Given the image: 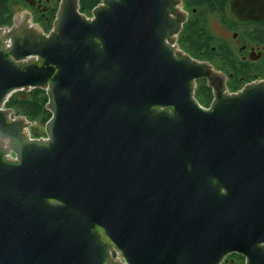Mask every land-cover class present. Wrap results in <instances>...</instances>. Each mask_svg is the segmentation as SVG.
<instances>
[{
    "label": "water",
    "instance_id": "water-1",
    "mask_svg": "<svg viewBox=\"0 0 264 264\" xmlns=\"http://www.w3.org/2000/svg\"><path fill=\"white\" fill-rule=\"evenodd\" d=\"M78 1L0 28V264H264V80L230 93L179 49L181 0ZM229 10L264 22V0ZM33 89L43 126L5 107Z\"/></svg>",
    "mask_w": 264,
    "mask_h": 264
},
{
    "label": "trees",
    "instance_id": "trees-1",
    "mask_svg": "<svg viewBox=\"0 0 264 264\" xmlns=\"http://www.w3.org/2000/svg\"><path fill=\"white\" fill-rule=\"evenodd\" d=\"M55 6L44 24L40 27L44 32H48L55 18L58 0H53ZM219 1V2H218ZM17 0H0V28L10 27L13 18V6ZM100 3V0H79V11L90 17L91 11ZM227 0H212L205 4L207 8L196 6L195 3L188 1L189 9L196 7V14L191 15L190 19L183 26L179 34L178 46L191 58L198 61L210 62L218 70H222L228 77L227 88L229 92L240 90L243 84L249 83L256 77L264 78L263 66L244 65L228 49H221L220 42L209 31L206 20V12L221 11L226 7ZM219 7V8H218ZM207 10V11H206ZM223 46V45H222ZM214 49V51H212ZM221 49V50H220ZM194 98L203 108H208L212 101L209 88L203 80L196 82ZM47 96L41 89H33L27 93L16 92L10 95L5 107L12 109L16 115L25 117L28 121L36 122L39 126L45 125L51 117L46 110ZM36 133H39L35 128ZM232 260V261H231ZM241 257L232 255L225 258L222 264H243Z\"/></svg>",
    "mask_w": 264,
    "mask_h": 264
},
{
    "label": "flooded vegetation",
    "instance_id": "flooded-vegetation-1",
    "mask_svg": "<svg viewBox=\"0 0 264 264\" xmlns=\"http://www.w3.org/2000/svg\"><path fill=\"white\" fill-rule=\"evenodd\" d=\"M188 1L195 3L196 6L204 7L205 9L207 8L205 4H208V2L212 0H181L182 10L187 14V20L182 25V28L187 23V21L190 19L191 15L196 14L197 12L196 7L191 8V9L187 7ZM58 3H59V0H58ZM54 6H55V2L53 0H17L16 4L13 6L14 8L13 17L16 14L27 13L30 16L31 22L36 23L38 26H40V23L44 24L47 21L49 15L53 12ZM212 17H216L218 24L227 33L230 34V42L231 44H234V47H232L228 44V41L225 38L216 37V39L220 42V48L224 50L228 49L229 51H231L234 57L237 58L238 61H241L244 65L249 64V65H253L257 67L263 66V70H264V22H261L258 20L242 22V21L237 20L230 13L229 0H227V5L222 11L219 8V10L217 11L206 12V20H207L208 25H209V19ZM179 34L177 36V45H178ZM212 51H214V49H212ZM202 62H206V61H202ZM212 66L214 67L213 64ZM215 70L219 72H224L222 70H218L217 68H215ZM263 79L261 77H256L251 82H254L257 80H263ZM227 84H228V77H226L225 85H226L227 91L229 92L227 88ZM205 85H206V82H205ZM242 86L240 88H242ZM211 95H212V92H211ZM36 136L40 137L42 136V134L40 132L36 133L35 129H31L30 137L35 138ZM231 255L234 257H241L243 259V262H245V259L241 255H238V254H231Z\"/></svg>",
    "mask_w": 264,
    "mask_h": 264
},
{
    "label": "rangeland",
    "instance_id": "rangeland-1",
    "mask_svg": "<svg viewBox=\"0 0 264 264\" xmlns=\"http://www.w3.org/2000/svg\"><path fill=\"white\" fill-rule=\"evenodd\" d=\"M14 9V8H13ZM14 11V10H13ZM209 31L214 37H222L228 41V44L234 47V44L230 42V34L227 33L216 20V17H212L209 19Z\"/></svg>",
    "mask_w": 264,
    "mask_h": 264
},
{
    "label": "built area",
    "instance_id": "built-area-1",
    "mask_svg": "<svg viewBox=\"0 0 264 264\" xmlns=\"http://www.w3.org/2000/svg\"><path fill=\"white\" fill-rule=\"evenodd\" d=\"M31 138V137H30ZM36 139H39V138H44V136L42 135V136H40V137H38V136H36L35 137Z\"/></svg>",
    "mask_w": 264,
    "mask_h": 264
},
{
    "label": "bare ground",
    "instance_id": "bare-ground-1",
    "mask_svg": "<svg viewBox=\"0 0 264 264\" xmlns=\"http://www.w3.org/2000/svg\"><path fill=\"white\" fill-rule=\"evenodd\" d=\"M264 80V79H263Z\"/></svg>",
    "mask_w": 264,
    "mask_h": 264
}]
</instances>
